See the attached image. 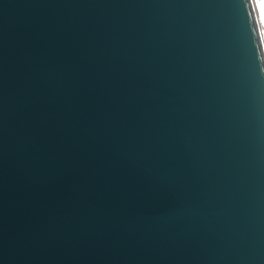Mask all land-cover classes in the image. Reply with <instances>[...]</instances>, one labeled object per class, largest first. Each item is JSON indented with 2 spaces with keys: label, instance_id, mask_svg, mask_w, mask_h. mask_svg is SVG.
I'll return each instance as SVG.
<instances>
[{
  "label": "water",
  "instance_id": "95a60500",
  "mask_svg": "<svg viewBox=\"0 0 264 264\" xmlns=\"http://www.w3.org/2000/svg\"><path fill=\"white\" fill-rule=\"evenodd\" d=\"M251 7L0 0V264H264Z\"/></svg>",
  "mask_w": 264,
  "mask_h": 264
},
{
  "label": "bare ground",
  "instance_id": "6f19581e",
  "mask_svg": "<svg viewBox=\"0 0 264 264\" xmlns=\"http://www.w3.org/2000/svg\"><path fill=\"white\" fill-rule=\"evenodd\" d=\"M250 2H251V8L253 9V14L256 16V14H255V10H254V6H253V2H252V0H250ZM256 26H257V30H258V33H259V41H260V45H261V47H263V39H262V34H261V32L259 31V25H258V19H257V16H256Z\"/></svg>",
  "mask_w": 264,
  "mask_h": 264
},
{
  "label": "rangeland",
  "instance_id": "374dc122",
  "mask_svg": "<svg viewBox=\"0 0 264 264\" xmlns=\"http://www.w3.org/2000/svg\"><path fill=\"white\" fill-rule=\"evenodd\" d=\"M253 1L255 2V10H256V14H257V18H258V23H259V26L261 27L260 15H259L258 6H257V3H256L257 0H253ZM261 31H262L263 41H264V32H263V30H261Z\"/></svg>",
  "mask_w": 264,
  "mask_h": 264
},
{
  "label": "snow or ice",
  "instance_id": "6c2138e0",
  "mask_svg": "<svg viewBox=\"0 0 264 264\" xmlns=\"http://www.w3.org/2000/svg\"><path fill=\"white\" fill-rule=\"evenodd\" d=\"M260 8H261V13H262L261 18H262V21H264V2H262V3L260 4Z\"/></svg>",
  "mask_w": 264,
  "mask_h": 264
}]
</instances>
